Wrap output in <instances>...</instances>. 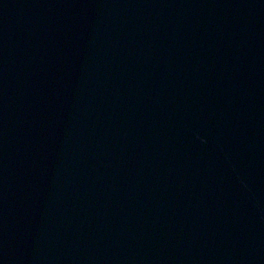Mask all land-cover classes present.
I'll use <instances>...</instances> for the list:
<instances>
[{"label":"water","instance_id":"obj_1","mask_svg":"<svg viewBox=\"0 0 264 264\" xmlns=\"http://www.w3.org/2000/svg\"><path fill=\"white\" fill-rule=\"evenodd\" d=\"M0 264H264V0H0Z\"/></svg>","mask_w":264,"mask_h":264}]
</instances>
